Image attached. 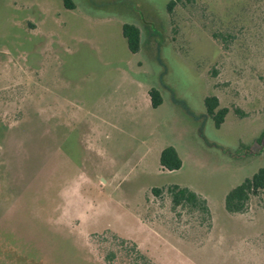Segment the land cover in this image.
I'll list each match as a JSON object with an SVG mask.
<instances>
[{
    "label": "rangeland",
    "instance_id": "1",
    "mask_svg": "<svg viewBox=\"0 0 264 264\" xmlns=\"http://www.w3.org/2000/svg\"><path fill=\"white\" fill-rule=\"evenodd\" d=\"M71 1L0 0V264H264V0Z\"/></svg>",
    "mask_w": 264,
    "mask_h": 264
},
{
    "label": "trees",
    "instance_id": "2",
    "mask_svg": "<svg viewBox=\"0 0 264 264\" xmlns=\"http://www.w3.org/2000/svg\"><path fill=\"white\" fill-rule=\"evenodd\" d=\"M182 0H170L167 8L171 11L176 2ZM64 7L73 9L71 0H63ZM122 35L127 42L128 49L131 53H137L140 48V32L139 29L132 24H124L122 26ZM150 103L153 108L158 107L162 103V98L156 89H151L148 93ZM218 100L216 97H206L204 100L205 112L214 122L215 127H219L227 114V109L218 108ZM159 164L162 169L167 171H175L181 167V159L173 147L165 148L159 158ZM264 190V167L257 170L251 178L245 179L242 183L230 190L224 199V208L230 214H241L246 210L247 202L252 195H256L259 191ZM153 194L158 195L159 189H153ZM173 206L189 205L205 215H209L206 202L187 188L171 186L168 189Z\"/></svg>",
    "mask_w": 264,
    "mask_h": 264
}]
</instances>
